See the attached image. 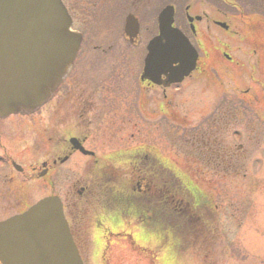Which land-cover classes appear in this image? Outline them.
<instances>
[{"label":"flooded vegetation","instance_id":"obj_1","mask_svg":"<svg viewBox=\"0 0 264 264\" xmlns=\"http://www.w3.org/2000/svg\"><path fill=\"white\" fill-rule=\"evenodd\" d=\"M60 1L69 17L70 30L80 37V45L65 80L36 112L48 113L43 144L52 152L27 168L31 178L45 179L58 167L78 163L95 169V176L103 182L104 178L110 179L104 176L102 167H118L115 177L124 179L125 186L117 183L109 191L123 225L133 222L147 226L163 221L169 226H147V230L156 227L163 241L157 240L169 246L174 243L176 251L197 239L196 232L203 237L215 233L216 227L210 225L215 208L213 194H203L185 180L187 175L161 160L155 148H147V121L159 118L164 134L167 122L178 126L176 133L166 134L177 141L176 148L172 142L169 145L178 149L185 161L208 167L211 177L222 171L231 175L233 167L243 165L248 151H255L264 140V0ZM252 4L256 11L245 12V7ZM166 7L172 9V27L197 54L195 68L180 84L169 83L168 71L147 72L146 67L147 44L157 35V17ZM215 31L222 32L227 41L215 46ZM250 40L252 46L246 52L236 46ZM242 55L255 62L243 64L239 61ZM194 80L204 81L218 93L203 120L190 126L185 119L176 121L178 115L164 107L172 106L178 87ZM158 96L160 104L154 111L151 104ZM29 118H0V148L6 132L14 133L7 140L16 147L15 154L23 147L22 129L3 124L8 119L19 123ZM37 121L38 128L42 124ZM105 149L109 152L104 153ZM21 156L25 157L23 153ZM2 166L22 171L12 160ZM13 178L8 176L9 181L17 183ZM86 190V186L75 189L79 197L89 193ZM6 193L0 184V198ZM164 193L167 198L162 197ZM173 205L197 226H187L185 219L178 222ZM71 207L73 203L62 200L64 217L86 264L78 237L81 221Z\"/></svg>","mask_w":264,"mask_h":264},{"label":"rangeland","instance_id":"obj_2","mask_svg":"<svg viewBox=\"0 0 264 264\" xmlns=\"http://www.w3.org/2000/svg\"><path fill=\"white\" fill-rule=\"evenodd\" d=\"M255 11L254 4L245 7L247 13ZM214 41L216 46L227 40L222 32L215 31ZM236 46L246 52L252 43L251 40L242 41ZM245 56L247 55H242L239 59L243 64L255 62L254 59H245ZM247 67L250 69V66ZM179 88L172 106L164 108L173 110L178 115L179 120L176 121L185 119L193 126L211 110V105H214L212 98L218 92L211 86L207 87L201 80L185 81ZM160 100L159 96L154 98L152 110H156V104H160ZM29 120L16 123L8 119L3 124V127L21 128L24 145L15 154L16 147L14 149L7 140L14 133L6 132L2 136L6 141L3 148H0V184L7 195L0 198V222L21 213L44 197L57 196L60 200L74 204L71 209L81 221L78 237L86 264H264V140L255 151H248L243 165L233 169L235 173L230 175L222 171L211 177L208 168H204V172L199 174V166L184 160L185 156L182 157L181 152L175 149L177 141L170 134L168 137L164 134L159 118L152 117L147 121V129H150L147 130V148H155V152L163 158L161 160L170 162L178 172L187 175L189 180L187 176L185 180L198 187L203 194H213L215 208L210 225L216 227L215 233L203 237L196 232L194 237L197 236V239L183 244L176 251L174 243L169 246L168 242L158 241L160 238L162 240L159 237L162 232L147 230V226H169L165 222L157 220L147 226H139L133 222L128 226L127 222L124 225L119 222L120 215L115 209V203L110 200L109 190L111 186H117V183L125 186L124 179L115 177L116 169L120 168L102 167L104 176L110 179L104 178L103 182L95 176V169L83 168L78 163L58 167L56 172L45 179L31 178L27 168L35 165L37 159L40 162L46 159L52 150L43 144V139L47 137L44 128L48 127V113L40 110L32 114ZM36 121L42 124L38 128ZM176 129L178 126L175 128L172 123L167 122V133L177 131ZM171 142L175 148L169 145ZM107 152L109 150L105 149L104 153ZM22 153L25 156L23 159ZM9 160L20 166L21 173L2 166ZM40 169L41 167L37 168L36 172ZM10 175H14L17 183L8 180ZM82 186H86L89 193L79 197L75 189L78 191ZM162 197L167 198V193L162 194ZM174 207L173 214L178 222L185 219L187 226H194L192 218H188L181 208ZM212 241L215 244L209 245Z\"/></svg>","mask_w":264,"mask_h":264},{"label":"water","instance_id":"obj_3","mask_svg":"<svg viewBox=\"0 0 264 264\" xmlns=\"http://www.w3.org/2000/svg\"><path fill=\"white\" fill-rule=\"evenodd\" d=\"M158 22L159 37L149 44L147 67L179 63L178 82L195 57L171 29L166 11ZM79 41L69 31L59 0H0V117L33 112L47 101L66 75ZM0 263L81 264L58 199H43L0 223Z\"/></svg>","mask_w":264,"mask_h":264}]
</instances>
